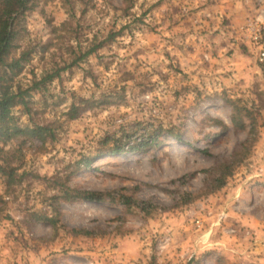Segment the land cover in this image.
Instances as JSON below:
<instances>
[{"label":"rangeland","instance_id":"obj_1","mask_svg":"<svg viewBox=\"0 0 264 264\" xmlns=\"http://www.w3.org/2000/svg\"><path fill=\"white\" fill-rule=\"evenodd\" d=\"M263 13L264 0H41L21 16L32 53L14 85L60 71L13 115L55 136L1 143L18 183L0 173V264H264V72L242 34ZM150 132L141 148L102 144ZM248 136L226 185L203 191ZM63 184L104 200L55 198Z\"/></svg>","mask_w":264,"mask_h":264},{"label":"trees","instance_id":"obj_2","mask_svg":"<svg viewBox=\"0 0 264 264\" xmlns=\"http://www.w3.org/2000/svg\"><path fill=\"white\" fill-rule=\"evenodd\" d=\"M41 0H0V173L6 176V183L8 187L14 186L18 181L15 179L17 168H13L7 164L5 155L9 154V151L5 150L1 146V143L5 144L8 141L18 139L22 136L28 138H38L44 141L47 137H54L53 130L48 125L43 124H20L17 122L13 115V108L18 105L26 107V112L30 113L28 106L31 97V90L42 89L46 83L53 81L58 76L60 69L53 73H44L40 80L34 82L30 87L24 88L21 85H14L13 80L24 68L25 63L31 59L32 50L30 47H22L20 44H16L19 32L17 30V20L23 16L26 12L33 10ZM98 47V46H97ZM96 50V47L87 50L79 59H82ZM64 69V68H61ZM83 100L82 103H85ZM79 111V105L73 104L70 109L71 118L77 117ZM243 127L246 125L243 124ZM134 133V131H132ZM251 132V131H250ZM148 138L143 137L139 140H134L133 136L124 134L121 138L105 137L102 140V144L106 145L109 150L107 152L118 153L121 151L125 143L132 144L133 149L141 148L144 146L152 145L157 137L154 133L150 132ZM123 140L125 142H123ZM254 141L251 136H248L246 140L241 144L236 152L224 163L218 164L213 169V172L217 173L212 184H208L203 191L210 193L216 189H220L226 185L228 177L233 174L234 168L242 163L248 155L250 146ZM59 193L55 194V198H62L64 200H86L91 202H99L104 200L102 192L81 189L73 186L63 184L59 188ZM202 193V192H201ZM187 200L183 203L191 202L199 194L188 193ZM1 201V198H0ZM145 209V208H142ZM1 210V209H0ZM1 217V215H0ZM77 233L84 235H92L94 231L80 229L75 230Z\"/></svg>","mask_w":264,"mask_h":264},{"label":"built area","instance_id":"obj_3","mask_svg":"<svg viewBox=\"0 0 264 264\" xmlns=\"http://www.w3.org/2000/svg\"><path fill=\"white\" fill-rule=\"evenodd\" d=\"M242 29L244 38L254 46L257 61L264 72V13L250 19Z\"/></svg>","mask_w":264,"mask_h":264}]
</instances>
